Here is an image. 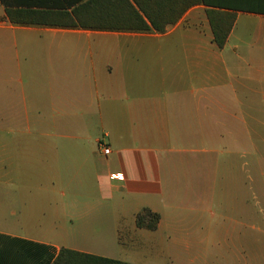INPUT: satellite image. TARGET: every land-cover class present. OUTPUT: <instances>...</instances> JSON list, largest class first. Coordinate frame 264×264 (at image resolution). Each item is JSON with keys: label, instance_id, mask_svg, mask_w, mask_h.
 <instances>
[{"label": "crops", "instance_id": "0c3cea01", "mask_svg": "<svg viewBox=\"0 0 264 264\" xmlns=\"http://www.w3.org/2000/svg\"><path fill=\"white\" fill-rule=\"evenodd\" d=\"M85 1L0 0V264H256L264 204L239 157L264 137V0H211L237 14L223 48L203 2L164 32L8 13Z\"/></svg>", "mask_w": 264, "mask_h": 264}, {"label": "trees", "instance_id": "16d2710c", "mask_svg": "<svg viewBox=\"0 0 264 264\" xmlns=\"http://www.w3.org/2000/svg\"><path fill=\"white\" fill-rule=\"evenodd\" d=\"M206 3L215 35V42L223 48L235 24L233 9H221L211 0H86L72 12L65 10H8L10 19L17 24L77 27L103 30H131L164 32L175 24L193 5ZM216 6H220L216 7ZM264 12V10H254ZM161 215L144 208L137 215L140 227L156 229ZM53 264H127L107 257L61 250Z\"/></svg>", "mask_w": 264, "mask_h": 264}, {"label": "rangeland", "instance_id": "374dc122", "mask_svg": "<svg viewBox=\"0 0 264 264\" xmlns=\"http://www.w3.org/2000/svg\"><path fill=\"white\" fill-rule=\"evenodd\" d=\"M261 125L257 124V132L264 135V123H260ZM247 141V139H241V146L242 142ZM255 147H256V152L253 155H247V153H244L243 150L241 149L240 151V157L239 160L241 163H247V162H254L255 163V169H254V177L257 181L256 189H257V195L259 193V198L256 199V201L263 202L264 204V196H263V189H264V137H257L255 139ZM242 172V171H241ZM250 173V174H249ZM244 177H252V171L250 167V171L246 168V170L243 173ZM261 190V192H259ZM262 217V216H261ZM263 218V219H262ZM258 225L261 227V231L256 230L255 236H254V241L253 237L251 236L250 240V252L251 254H254L256 264H264V216L262 217ZM251 231V230H250ZM254 243V245L252 244Z\"/></svg>", "mask_w": 264, "mask_h": 264}, {"label": "built area", "instance_id": "2783aa9c", "mask_svg": "<svg viewBox=\"0 0 264 264\" xmlns=\"http://www.w3.org/2000/svg\"><path fill=\"white\" fill-rule=\"evenodd\" d=\"M110 150H111L110 147H104V153L105 154H108L110 152Z\"/></svg>", "mask_w": 264, "mask_h": 264}]
</instances>
